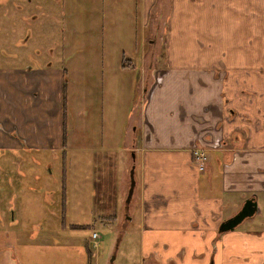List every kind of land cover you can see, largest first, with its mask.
Listing matches in <instances>:
<instances>
[{
    "label": "crops",
    "instance_id": "obj_1",
    "mask_svg": "<svg viewBox=\"0 0 264 264\" xmlns=\"http://www.w3.org/2000/svg\"><path fill=\"white\" fill-rule=\"evenodd\" d=\"M75 2L87 13L63 17L58 65L52 51L42 65L16 71L27 76L33 104L46 106L31 115L37 127L27 146L89 167L93 178H82L73 198L97 206L108 199L109 211L115 164L126 155L131 211H143L137 264H264V0ZM147 70L153 81L143 100ZM194 142L205 149L201 171ZM64 180L60 195L76 183ZM247 198L253 215L219 231ZM89 236L33 241L1 233L0 264H91L98 252Z\"/></svg>",
    "mask_w": 264,
    "mask_h": 264
},
{
    "label": "rangeland",
    "instance_id": "obj_2",
    "mask_svg": "<svg viewBox=\"0 0 264 264\" xmlns=\"http://www.w3.org/2000/svg\"><path fill=\"white\" fill-rule=\"evenodd\" d=\"M71 1L73 11L66 13L62 0H0V237L2 233L4 238L15 234L19 239L33 241H83L95 230L99 237L91 250L98 255L91 264H137L135 229L139 223L143 225L139 214L143 211H131L136 203L133 193L125 202L130 170L126 168V155L121 153L115 164V209L109 211L108 199L97 206L91 200L73 198L75 186L85 187L82 178H93L89 167L80 169L70 162L68 155L64 159L59 151L47 147L31 149L25 142L35 140L29 135L37 127H31V115H43L46 106L33 104L27 76L16 71L35 63L42 65L51 59L52 51V60L58 65L63 17L87 13L79 7L83 3ZM143 74L147 81L140 96L143 93L145 100L153 73L147 70ZM121 170L128 178L124 191H120ZM70 178L76 183L66 184V189L64 185L60 198V182L62 185L64 179Z\"/></svg>",
    "mask_w": 264,
    "mask_h": 264
},
{
    "label": "water",
    "instance_id": "obj_3",
    "mask_svg": "<svg viewBox=\"0 0 264 264\" xmlns=\"http://www.w3.org/2000/svg\"><path fill=\"white\" fill-rule=\"evenodd\" d=\"M128 177L129 185L126 192L125 202L129 200L134 187L133 167L130 168L128 172ZM255 211L256 207L254 200L252 198H247L243 201L242 205L236 213L219 222L217 229L219 231L232 229L237 223L253 215ZM111 257H113V255Z\"/></svg>",
    "mask_w": 264,
    "mask_h": 264
},
{
    "label": "built area",
    "instance_id": "obj_4",
    "mask_svg": "<svg viewBox=\"0 0 264 264\" xmlns=\"http://www.w3.org/2000/svg\"><path fill=\"white\" fill-rule=\"evenodd\" d=\"M191 155L193 157V161L195 162V166L197 170L201 171L204 168V164L206 161L205 149L198 148L196 145H192ZM97 238L98 235L95 231H92L89 237V243L91 247L97 246Z\"/></svg>",
    "mask_w": 264,
    "mask_h": 264
},
{
    "label": "trees",
    "instance_id": "obj_5",
    "mask_svg": "<svg viewBox=\"0 0 264 264\" xmlns=\"http://www.w3.org/2000/svg\"><path fill=\"white\" fill-rule=\"evenodd\" d=\"M61 98H62V104H61V107L63 108L64 106V103H63V100H64V83H62V86H61ZM64 112V110H62ZM64 127L63 125L61 126V144L64 145Z\"/></svg>",
    "mask_w": 264,
    "mask_h": 264
},
{
    "label": "flooded vegetation",
    "instance_id": "obj_6",
    "mask_svg": "<svg viewBox=\"0 0 264 264\" xmlns=\"http://www.w3.org/2000/svg\"><path fill=\"white\" fill-rule=\"evenodd\" d=\"M194 145H196V146H198V145H200V143L199 142H194L193 143ZM193 147V146H192ZM199 148V147H198ZM60 189V188H59ZM59 196H60V198H61V195H60V193H59ZM238 211V210H237ZM237 211H235V213L237 212Z\"/></svg>",
    "mask_w": 264,
    "mask_h": 264
}]
</instances>
